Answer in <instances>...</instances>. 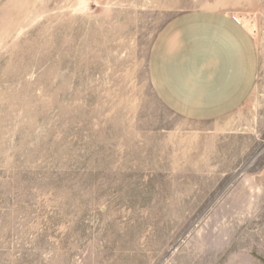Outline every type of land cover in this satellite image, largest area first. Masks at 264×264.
<instances>
[{
	"label": "rangeland",
	"instance_id": "1",
	"mask_svg": "<svg viewBox=\"0 0 264 264\" xmlns=\"http://www.w3.org/2000/svg\"><path fill=\"white\" fill-rule=\"evenodd\" d=\"M206 10L240 18L259 73L189 119L151 54ZM263 166L264 0H0V264H264Z\"/></svg>",
	"mask_w": 264,
	"mask_h": 264
},
{
	"label": "crops",
	"instance_id": "2",
	"mask_svg": "<svg viewBox=\"0 0 264 264\" xmlns=\"http://www.w3.org/2000/svg\"><path fill=\"white\" fill-rule=\"evenodd\" d=\"M258 73L253 35L225 12L180 16L157 37L151 54L154 92L189 119L214 120L239 110L253 95Z\"/></svg>",
	"mask_w": 264,
	"mask_h": 264
},
{
	"label": "bare ground",
	"instance_id": "3",
	"mask_svg": "<svg viewBox=\"0 0 264 264\" xmlns=\"http://www.w3.org/2000/svg\"><path fill=\"white\" fill-rule=\"evenodd\" d=\"M246 22V21H245Z\"/></svg>",
	"mask_w": 264,
	"mask_h": 264
}]
</instances>
